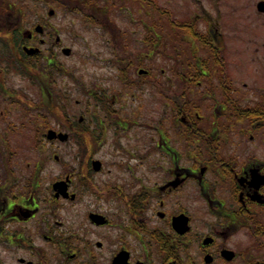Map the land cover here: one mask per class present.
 I'll use <instances>...</instances> for the list:
<instances>
[{
  "label": "flooded vegetation",
  "instance_id": "1",
  "mask_svg": "<svg viewBox=\"0 0 264 264\" xmlns=\"http://www.w3.org/2000/svg\"><path fill=\"white\" fill-rule=\"evenodd\" d=\"M208 20V32L178 22L191 55L176 49L177 81L142 65L147 80L124 77L152 84L155 100L110 99L100 88L94 111L72 113L55 50L43 55V69L25 68L49 95L0 99V136L17 131L10 114L21 104V126L52 143L76 141L86 154L74 164L64 145L32 162H0V264H264V88L252 83L261 69L242 70L246 55L230 42L237 34ZM39 33L23 22L16 33L0 31L11 46L3 62L28 67L44 52ZM119 57L124 69L133 62ZM31 100H44L47 112L31 113ZM106 145L126 157L109 160Z\"/></svg>",
  "mask_w": 264,
  "mask_h": 264
},
{
  "label": "rangeland",
  "instance_id": "2",
  "mask_svg": "<svg viewBox=\"0 0 264 264\" xmlns=\"http://www.w3.org/2000/svg\"><path fill=\"white\" fill-rule=\"evenodd\" d=\"M99 3L107 2L112 8L111 14L115 22L122 31L123 49L127 50L130 60H133L123 68V62L115 51L114 38L110 31L97 23L92 17L87 16L79 9L68 8L60 0H10L16 2L22 11V22L25 30L43 24L45 31H39L38 36L46 38L47 42L41 44L39 38L37 44L42 46L44 52L37 57H33L28 67H18V64L3 62V55L11 49V46L4 47L0 42V79L3 85L0 87V99L10 96L26 97L32 96L40 98L49 95L42 87V80H38L34 75L27 73L25 68L32 71L43 69L46 64L45 54L56 52V59L66 72L57 74L58 85L65 83L71 97V112L78 113L85 109L87 112L95 109L94 92L105 89L109 98L116 100H155L158 94L152 84L134 83L129 84L124 79L129 75L147 80L149 75H140L138 67L140 65L151 69L154 75L160 73L164 67L167 79L175 82L179 79L175 74L176 49L180 51L184 59L191 55V37L185 32V28L179 30L177 24L182 21H192L195 32H208L209 20L213 21L212 28L216 27L220 32L237 34L230 36L232 44H238V48L244 51L245 63L242 70H254L260 68V75L254 80L247 77L253 84L264 88V65L260 61L264 57V11L257 8L259 0H98ZM159 6V7H157ZM54 12L49 13L50 8ZM189 29V28H188ZM192 29V30H193ZM191 31V28L190 30ZM189 34V33H188ZM37 36V37H38ZM184 36V37H183ZM240 39V40H239ZM242 39V40H241ZM186 40V41H184ZM70 47L69 53H65L62 48ZM150 50V51H149ZM150 52V53H149ZM120 53V51H119ZM10 54V53H9ZM234 54V53H231ZM260 58V59H259ZM255 60V62H254ZM259 60V61H257ZM232 68V66H231ZM45 81L46 78H44ZM92 89V92L90 91ZM132 92L135 97L132 98ZM149 92V93H148ZM255 92L249 91V95ZM168 95H172L169 91ZM261 96V94L259 95ZM83 100L82 104H77L76 100ZM1 101V100H0ZM28 102L29 100H24ZM37 102V106L31 113L41 114L47 112L43 106L44 100H31ZM23 103V102H22ZM23 108L19 104L18 108L10 115L16 118V132L10 136H0V162L10 160L13 162L35 161L40 154L63 153L68 155V159L76 164L82 160L86 153H76V141H69L65 144L49 142L33 130H27V126H21V115ZM30 113V112H29ZM2 124V120H0ZM31 129V128H30ZM141 129V128H140ZM27 131V132H24ZM140 133L138 127L132 131ZM108 141H113L111 133L106 137ZM43 145V153L39 146ZM103 147V151L109 160H122L125 153H113L111 145ZM46 151V152H45ZM48 151H51L47 153ZM45 152V153H44ZM75 152V153H74ZM98 155L97 153H94ZM74 155H76L74 157ZM49 163H56L52 157L48 158ZM55 164L54 166H57ZM3 169L0 168V176ZM74 172V171H73ZM3 176V175H2Z\"/></svg>",
  "mask_w": 264,
  "mask_h": 264
},
{
  "label": "trees",
  "instance_id": "3",
  "mask_svg": "<svg viewBox=\"0 0 264 264\" xmlns=\"http://www.w3.org/2000/svg\"><path fill=\"white\" fill-rule=\"evenodd\" d=\"M61 3L68 8L79 9L87 16L92 17L97 23L110 31L114 38L116 48L121 49L120 53L123 59H128V53L123 52L122 48V31L120 26L112 18V8L109 3H99L98 0H60ZM159 7V6H157ZM23 14L21 7L16 2H10V0H0V31L4 33L18 32V27L22 23L20 18ZM123 55V56H122ZM176 58V54H175ZM176 65V64H175ZM139 81V80H138ZM141 82V81H140ZM92 92V89H90ZM167 91L174 94L175 89L172 85L167 86ZM95 93V92H94ZM96 96V94H94Z\"/></svg>",
  "mask_w": 264,
  "mask_h": 264
},
{
  "label": "water",
  "instance_id": "4",
  "mask_svg": "<svg viewBox=\"0 0 264 264\" xmlns=\"http://www.w3.org/2000/svg\"><path fill=\"white\" fill-rule=\"evenodd\" d=\"M257 8H258V10H260V11H264V0H259L258 1V3H257ZM54 12V8L53 7H51L50 8V10H49V13H53ZM36 30H39V31H41L42 30V25L41 24H37L36 25ZM24 48H25V50L28 52V53H34L35 51H37L38 49H39V47H37V46H31V47H28V46H24ZM70 50H71V48L70 47H64V49H63V51L65 52V53H69L70 52ZM147 71V69H145V68H140V70H139V72H146ZM97 160V159H96ZM96 162H98V161H95V163Z\"/></svg>",
  "mask_w": 264,
  "mask_h": 264
}]
</instances>
